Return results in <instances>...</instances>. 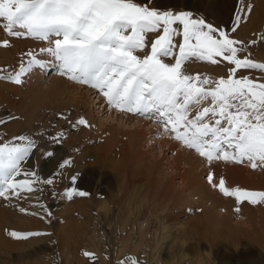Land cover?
<instances>
[{
    "label": "snow or ice",
    "instance_id": "snow-or-ice-1",
    "mask_svg": "<svg viewBox=\"0 0 264 264\" xmlns=\"http://www.w3.org/2000/svg\"><path fill=\"white\" fill-rule=\"evenodd\" d=\"M236 9L239 11L229 23L217 24L159 0H0V19L7 36L46 42L40 54L58 62L60 75L97 90L110 107L160 124L210 169L216 161L264 169V83L250 75L239 76L241 71L264 73V63L254 62L250 55L256 40L241 42L235 37L244 19L240 13L250 14L248 0H238V4L234 0ZM260 43H264V34ZM3 46H9L7 40ZM27 55L26 65L21 63L0 80L19 86L34 68L47 66L36 54ZM193 58L212 65L226 63L227 78L214 80L186 73L182 66ZM76 125L89 126L84 118ZM37 136L52 144L62 142L65 132L58 136L47 131L21 134L14 139L0 136V198L24 199L43 192L40 185L54 184L53 179H41L38 171L25 164H31ZM44 155L50 159L55 152ZM69 165L63 197L89 196L80 190L74 160L62 158L57 169ZM205 179L225 197H234L238 205L264 203V191L229 188L222 176L216 184L211 170ZM40 207L51 222L54 214L44 204ZM8 235L26 241L52 234L13 230ZM83 255L92 257L88 252ZM120 264L139 261L130 258Z\"/></svg>",
    "mask_w": 264,
    "mask_h": 264
},
{
    "label": "rangeland",
    "instance_id": "rangeland-1",
    "mask_svg": "<svg viewBox=\"0 0 264 264\" xmlns=\"http://www.w3.org/2000/svg\"><path fill=\"white\" fill-rule=\"evenodd\" d=\"M159 2L166 6L192 10L217 24L229 23L230 18L236 11H239L238 9L234 11V0H159ZM235 3L238 4V0H235ZM248 4L251 6L250 12H252L255 6L254 1L248 0ZM240 14L244 17L239 25L241 29V27L246 26L248 13ZM4 23L0 19V49L4 51L8 49L12 53L13 51L9 48L14 44L13 46L17 52H13L11 57L7 58L9 59L8 63V60L0 58V76H5L16 70L21 63L26 65L29 59L28 53L38 55L40 49L46 46V42L31 37L16 38L7 36L5 31L2 30ZM239 28L235 33V37L241 42H251L250 39H245L247 37H255L256 39L253 40L257 41L259 39L260 42V37L264 34L263 29L257 33V36H255L253 30H250V32L252 31L249 33L250 36L244 37L246 35L245 31L242 29L240 35ZM230 35L232 34L230 33ZM153 39H155V36H153ZM5 40L8 41V47L3 46ZM25 40L26 43H24ZM254 46H250L252 59L254 62L264 63V57L256 55L252 48ZM12 56L14 57L13 61L11 60ZM47 57V59H54L53 57ZM58 67L42 70L36 82L37 84L34 85V96L41 93L38 97L40 102L35 105L34 103L28 104L29 101H26L21 94L22 91L27 92L23 84L18 86L7 80H0V95L4 96V99L0 98V136L14 139L21 134L28 136L33 133L47 131L54 136H58L61 131L65 132L62 142L52 144L48 143L45 138L37 136L38 147L34 149V154L31 156V164L25 162L26 166L39 172L41 179H53L54 184L49 186L40 185V187H44L43 192H34L24 199L7 201L0 198V248L3 244L18 247V249L11 251L0 249V264H120V261L130 260V258L137 259L139 264H197L198 261H200V264H264V203L252 205L243 202L238 205L234 197H225L222 193L217 192H212V194L222 202H230L232 205L229 215L223 207V209L215 207L216 209L209 214L207 212L210 208L208 202L200 205L195 197H188V194L184 198L185 200L176 201V197L170 194V191L168 194L170 195L169 199H171V208L168 207V202L164 204L165 201H162L161 204L160 196L162 193L151 192V186L143 187L138 192L131 187L128 198V205H132L131 219L137 217L139 205L145 206L153 193L157 194L154 195V202L148 204V210L134 224V226L136 225L134 236L138 229L145 224L150 228L156 226L159 228L158 232L161 230V234L169 233L168 229L171 228V234L160 242L161 245L159 243V246L156 245L158 247L156 252L153 244H146V251L137 250L138 253L133 251L131 249L133 243L127 239L133 224L128 222L122 232H120L121 227L116 224L118 222L116 220L118 206L115 197L118 193L115 180L112 177L114 175L112 169L120 161H123L122 156H120L121 152H119L121 143L129 142L130 133L141 130L140 124L146 118L108 106L105 98L97 90L70 81L67 77L59 74ZM228 67L226 63L212 65L209 62L197 61L194 58L182 66L188 74L209 77L214 80L221 77L227 78ZM244 75H250L257 78L256 82L264 83V73L256 70L251 72L241 71L239 73V76ZM61 79L67 84H64ZM2 84L5 86L1 87ZM26 86L28 87V85ZM11 87H16L17 91H14ZM71 94H76L87 101V107L83 109L82 105L72 103ZM98 99L103 104H97L95 101ZM100 105L102 106L100 107ZM121 112L124 115L120 114ZM80 118H84L89 126H73ZM150 122L157 126V133L151 135L149 131L143 130L142 134L144 136L139 138L136 147L132 146L130 154L132 155L135 152L138 159L150 164L154 176L157 169L158 176L169 179L178 172L173 170V165L170 163L175 156V152L162 146L161 136L168 138L173 136L174 133L166 131L153 120ZM84 128L91 131L93 136L83 142L81 148L78 146L81 143L80 131ZM159 128L166 135H159ZM145 134L148 137L150 136L149 139ZM108 141L111 143H108ZM4 142H8V140L6 139ZM70 143L77 146L73 149L71 155L66 154L69 149L66 151V148H64ZM175 143L180 144L176 140ZM106 144L111 147L107 156H105L102 149V146ZM47 151H54L55 156L46 159L44 154ZM191 152L196 153L193 150ZM62 158L74 160L75 170L80 173V180L78 181L80 190L89 192V196H77L71 200L63 197L65 186L69 183L68 169L71 166H66L63 170L57 169V165ZM130 160L133 162L132 159ZM230 164L234 165L235 163L231 162ZM241 165L243 164H238V166ZM247 166L256 183L264 178V172L263 170L261 172V168L252 169L248 164ZM179 170L180 172L183 170L182 164H179ZM205 173L207 172L202 173V181L207 185L208 191L213 190L205 179ZM22 178H24L23 175ZM215 179L217 181L218 178ZM137 180H140V178H137ZM140 181L143 183V179ZM171 183L175 190H180L181 180L178 176ZM226 186L244 189V186L241 185L226 183ZM252 191H264V188L256 187ZM37 197H39V200H37ZM156 198H158V201ZM174 202L175 205H173ZM41 203L54 214L51 222L41 209ZM105 205L107 210L102 209ZM128 205L123 204L121 208L126 210ZM234 206L239 207L240 211H235ZM20 208L25 209V211L21 212ZM247 211L253 212L251 223L247 221ZM120 213V218L124 219L123 211ZM145 217H149L150 222H144ZM227 217L230 218L227 219ZM222 219H225L229 226L222 224ZM196 224L197 234L193 237L192 234L195 232ZM213 226L221 228V232L218 233L220 235H217L218 240L220 239L218 244L215 242L218 241L216 236L215 238L212 237L211 228ZM19 227H25L26 229H20ZM229 227L235 231L232 232L234 233L233 236H236V238H233V240H237H235L236 242L232 240V234L223 233L227 232ZM252 227H256L258 233L255 231L252 233ZM13 230L18 232L42 231L52 235L29 238L26 241L16 240L8 235ZM119 233L124 234L122 240L121 238L117 239ZM221 233L225 234L224 237ZM84 252L92 254V257L83 255ZM196 253L199 257L205 253L207 258L204 259L203 256L202 262L199 257H196ZM153 255L157 257H153ZM74 258H76V262Z\"/></svg>",
    "mask_w": 264,
    "mask_h": 264
},
{
    "label": "bare ground",
    "instance_id": "bare-ground-1",
    "mask_svg": "<svg viewBox=\"0 0 264 264\" xmlns=\"http://www.w3.org/2000/svg\"><path fill=\"white\" fill-rule=\"evenodd\" d=\"M253 1H254L255 6H254L252 12H250V14L248 13L247 23L245 24L246 26L241 27V29L239 28L240 29V33H239L240 35L242 34V29L245 31L246 35L244 37L250 36L249 33L252 32V31L250 32V30H253L255 32V36H257V33L260 32L262 29L264 31V0H253ZM245 39H250V41H252L253 39H256V38L255 37L254 38L247 37ZM258 40H257V43H256L257 45H255L252 48L256 52V55L258 57H264V43H260ZM245 41H248V40H245ZM24 43H26V40L24 41ZM13 45L9 49H11L14 53H16L17 51H16V49L14 48ZM6 51H8V49H6ZM6 51H4L3 49H0V58L8 60L7 61V63H8L9 59H7V58H10L11 54L13 52L11 53L9 51L8 52H6ZM39 54L40 53H38L37 56H39ZM39 57L45 59L47 66L42 68L41 70H39V69L36 70L34 68L33 71L24 78L23 85L27 89V92H23L22 91L21 94L23 95V97L25 98L26 101H29V102H27L28 104L34 103V105H35L37 102H40L38 100V97H39V94L41 95V93H39L37 96H34L33 92H34V85L37 84L36 82L39 79L38 77L41 75L42 70L49 69V68L51 69V68H55V67L59 66L58 62L55 59H52V60L51 59H47L48 57L46 56V54L41 55ZM13 59H14V57L11 60L13 61ZM52 78H54V77H52ZM61 81L64 84H67L62 79H61ZM26 85H28V87ZM4 86H5L4 84L1 85V87H4ZM74 86H76V85H74ZM11 88L14 91L15 90L17 91L16 87H11ZM14 91H12V92H14ZM3 97H4L3 95H0V98H3ZM70 99H71L72 103H74V104L77 103V105H82L83 109H85L87 107V101H85L83 98L77 96L76 94H71ZM95 102L97 104L101 103V101L99 99L96 100ZM101 104H103V103H101ZM101 106L102 105H100V107ZM120 114L124 115V113H122V112ZM26 116H28V115H26ZM122 118H124V117H122ZM143 121L140 124V129L141 130L131 132L130 133L129 142H127L125 144L121 143V145L119 147V152H121L120 156H122L121 159L123 161H120L112 169V171L114 172V175L112 177L115 180V186L117 187V193H118V195L115 197V201L117 202V206H118V214L116 216V220L118 222L116 224H117V226L121 227V231L120 232H122L124 226H126L128 224V222L133 224L131 226L130 234H128V236H127V239H129L133 243V245L131 246V249H133V251H137V250L146 251L145 250L146 244H153L154 245L153 248L155 249L154 251L156 252L157 249H158V247H156V245L159 246L158 243L160 244V242L164 238L168 237L171 234V228L168 229L169 233H166V234L162 233L161 234L160 233L161 230L158 232L157 230H159V228H157L156 226H154L153 228H150L147 224H145V225H143L142 227H140L138 229V232H136V235L134 236V231L136 229V225L134 226V224H136L137 220H139L140 217H142L144 215V213L148 210V204L150 202L151 203L154 202V200H153V198H155L154 195H157V194L153 193V196H151L149 198V200L147 201V204L145 206L139 205L138 208H137V215H136L137 217L135 219H131L130 216H131V213H132V205L131 204L128 205L129 204V200H128V198H129V190L131 189V187L134 188L133 189L134 191L138 192L143 187L145 188L147 186H149V187L151 186L152 187V191L151 192H156L157 191L159 193L160 192L162 193V195L160 196V202H161V204H162V201H165L164 204H167V202H168L169 203L168 207L172 206V204L170 202L171 199H169L170 195L168 194V192L171 191L170 194H172V195H174V197H176V199H177L176 201H182L188 194V197H195L197 199L196 200L197 203L200 204V205L204 204L205 202H208L210 208H208L207 212L209 214H211V212L216 209L215 207H217V208L221 207V209L224 208V210L227 212L228 215H229V213H231L230 212L231 211L230 208H232L231 207L232 205L230 204V202L229 203L228 202H222L219 198H216L215 195L212 194V192H214V193L217 192V193L221 194L219 192L218 188H214V187L211 186L213 188V190L212 189L210 190L211 193H210V191H208L207 185L205 184V182L202 181V173L208 172L209 170L213 171V173H214V182L216 184H218V181H219L218 179L222 176L225 179L226 183L233 184V185H241L242 187L244 186V189H246V190L249 189V190L252 191L256 187L257 188H259V187L260 188L261 187L264 188V178L263 179L261 178V180L258 181V183H256L253 180V174H251V172L249 171V168H248L247 164H245V165L243 164L241 166H238V164H236V163H235L236 165L235 164L231 165L230 164L231 162L228 163V162H224V161H216L214 163V165L210 169L209 165H207L205 163V161L203 160V158H201L197 153L193 152L194 153L193 154L191 152V150L185 148L182 144L175 143L174 135L170 136L168 138H165L164 136H161V137H162V146L165 147L166 149H172L175 152V156L172 158L170 163L173 165V170L175 172L176 171H178V172H176V174L173 177H170L168 179L167 177H162L160 175L158 176V171L156 169L155 170L156 175L154 176L153 168H151L150 164L142 161L141 159H138V157L135 155V152L132 155L130 154V151H132V150H130L132 148V146L136 147V145H138L139 138L144 136L142 134L143 130L149 131L151 133V135L157 133L156 132V127L157 126L154 125V124H151L152 123V122H150L151 119H147L146 118ZM162 131L163 130H161L159 128V130H158L159 135H166L165 132L164 131L162 132ZM80 133H81V143L79 142L80 144L78 146L82 148L83 147V142H85L86 140L92 138L93 133L91 131L85 129V128H84V130L80 131ZM149 137L147 136V139H149ZM108 143H111V142L108 141ZM75 147H77V146H75V144H73V143H70L69 145H66L64 147V148H66V151L69 149L66 152V154L69 153V155H71V152L73 151V149H75ZM102 149L105 152V156H107V154L110 151L111 147H110V145L106 144L105 146H102ZM126 159H128V160H126ZM130 159H132L133 162H131ZM179 164L180 165L182 164V166H183V170H181V172L179 170ZM262 170L264 172V169H261V172H262ZM177 176L181 180V188H180V190H175L173 188V186H172V183H171V181H173L174 178L177 177ZM216 177L218 178L217 181L215 179ZM261 177H262V175H261ZM263 177H264V175H263ZM137 178H140V180L143 179V183L140 180H137ZM20 179H21V177H20ZM169 180H171V181H169ZM230 186H232V185H230ZM251 188H253V189H251ZM156 200L158 201V198H156ZM123 204L124 205L125 204L128 205L126 210L121 208V206ZM156 204H157V202H156ZM154 205H155V203H154ZM173 205H175V202H174ZM146 206H147V209H146ZM235 206H234V208H236ZM104 208H105V210H107L106 209V205H105V207H102V209H104ZM173 210H175V209L173 208ZM121 211H123V214L125 215L124 219L120 218L121 217V213H120ZM172 212H174V211H172ZM252 214H253L252 211H247L246 218L248 219L247 220L248 222L250 221V223H251V219H252ZM229 218L227 217V219H229ZM225 219H222V221H221L222 224H225V225L229 226V224L227 223L228 220L226 219L227 220L226 221ZM144 220H145L144 222H150V218L149 217H145ZM196 226H197V224L195 225V227ZM19 228L20 229H26L25 227H19ZM196 229H197V227L195 228V232L192 234L193 237L196 236L195 234H197ZM220 229L221 228H219L217 226H213L211 228L212 237L215 238V236H216V238H217L220 235V234H218V233L221 232ZM232 231H233V229H231L229 227V230L227 232L225 231L223 233H227V235L228 234H232V236H233L234 235L233 232H235V231H233V232ZM254 231L256 233H258L256 231V227H254V228L252 227L251 232L253 233ZM223 233H221V234L224 237L225 234L223 235ZM123 235H124L123 233H119L118 236H117V239L121 238V240H122ZM242 235H244V234H242ZM258 235L260 236V234H258ZM172 238H173V236H172ZM233 238H236V236L235 237L233 236L232 240H233ZM217 240H218V238H217ZM219 240L215 241V242H217V244H218ZM235 240H233V241H235ZM93 242H95V241H93ZM211 243H213V242H211ZM211 243H209V244H211ZM0 249H2L3 251H11V250L18 249V247L16 245L3 244ZM122 249H124V247H122ZM74 252H73V254H74ZM193 252H194V250H193ZM136 253H138V251ZM144 254H146V253H144ZM203 256L205 257L204 259L207 258L205 256V253L203 254ZM203 256L199 257L197 255V253H196V257H199L202 262H203ZM153 257H157V256L153 255ZM75 259L76 258H74V260ZM78 261H80V260H78ZM75 262H76V260H75ZM197 264H200V261H198ZM251 264H253V263H251Z\"/></svg>",
    "mask_w": 264,
    "mask_h": 264
}]
</instances>
